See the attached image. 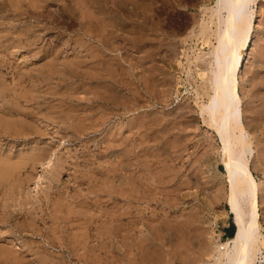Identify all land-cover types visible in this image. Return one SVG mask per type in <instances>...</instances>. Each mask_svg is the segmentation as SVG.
Masks as SVG:
<instances>
[{
  "label": "rangeland",
  "instance_id": "1",
  "mask_svg": "<svg viewBox=\"0 0 264 264\" xmlns=\"http://www.w3.org/2000/svg\"><path fill=\"white\" fill-rule=\"evenodd\" d=\"M90 1L0 0V161L9 159L0 163V264H213L215 244L236 230L222 143L200 114L211 91L214 1ZM91 3L109 7L92 39L80 31L96 22ZM263 19L254 20L239 92L244 122L259 126L251 168L264 241Z\"/></svg>",
  "mask_w": 264,
  "mask_h": 264
},
{
  "label": "bare ground",
  "instance_id": "2",
  "mask_svg": "<svg viewBox=\"0 0 264 264\" xmlns=\"http://www.w3.org/2000/svg\"><path fill=\"white\" fill-rule=\"evenodd\" d=\"M38 1V0H37ZM63 1V0H62ZM67 1V0H66ZM74 1V0H72ZM86 0H84L85 3ZM90 1V0H88ZM97 1V0H94ZM92 0V2H94ZM102 3H104L103 5H105V2H108V0L106 1H101L98 0ZM112 1V0H111ZM114 1V0H113ZM112 1V2H113ZM118 1V0H117ZM214 1V5L210 8V15H211V19L209 17V23L212 25L214 24L215 28H214V33L216 36V43L213 47V50L211 51V53L209 55H211V61H210V68H209V73H210V80L208 79L210 85V93L209 95L206 94V96H208V101L201 104V110H200V114L201 117L203 118L206 126L210 129V131L212 130L215 135L218 137V139L220 140V142L222 143V146H220L219 148L222 149V164L224 166V171L226 173V177L228 179V183H229V190L227 192V205L229 208V212L230 214L233 216V223L236 227L235 233L232 237H230L228 239L227 242H223V243H217L215 244L214 248H215V252H217L216 255H214L213 257L215 258V262L213 261V264H256L258 258H259V254L261 252L262 246L264 245V241L262 240V224L260 221V204H259V199H260V188H259V183L255 177V173H253L252 168H251V163H252V158H253V154H254V147H253V135L251 133V131L254 129L256 132L257 130H259V126L258 124L255 126V128H251L250 124H246L244 122V110L243 109V105H242V98L240 96V85L241 82H243L244 80V76L242 75L241 80L239 79V73L241 68L243 67V59L245 57V52L247 50V47L250 46V43L252 41V36H253V31H254V20L256 17H262L264 16V5H260V1L259 0H213ZM78 1H76L77 4ZM91 2V1H90ZM90 2L88 4V6H90ZM116 2V1H115ZM123 2V0H122ZM65 3V2H64ZM87 3V2H86ZM95 3V2H94ZM102 3L99 5L98 3L96 4H92L91 6H93V12L95 9V14H97V16L95 17L96 22L94 21H89L86 23V27H88L86 29V27H83V29H80V31L82 32L84 29V33L85 35L89 36L91 39V35L93 34V32H96V30L99 28L101 31L103 29L104 25V19H102V17H100L103 13V8L106 7H102ZM121 3V2H120ZM129 3V2H128ZM80 4V3H79ZM114 6V3H112ZM117 4V3H116ZM122 4V3H121ZM264 4V3H263ZM109 5V4H108ZM124 5V4H123ZM106 6V5H105ZM122 6V5H121ZM131 5H129L130 7ZM101 7V8H100ZM110 7V8H111ZM115 8H117V6H114ZM114 7H112V11L114 10ZM134 7V6H133ZM64 8L61 7V9ZM81 9V7H79ZM89 8V7H88ZM91 8V9H92ZM109 8V7H108ZM106 8V9H108ZM132 8V6H131ZM206 8V6L204 7ZM66 8H64L65 10ZM68 9V8H67ZM83 9V8H82ZM85 11V10H82ZM106 9L104 11H106ZM60 10V9H59ZM75 11L78 9H74ZM88 10V9H87ZM110 10V9H109ZM117 10V9H116ZM115 10V11H116ZM206 10V9H205ZM204 10V11H205ZM66 11V10H65ZM114 11V12H115ZM61 13V11H59ZM67 12V11H66ZM69 12V11H68ZM92 12V10H91ZM107 12V11H106ZM110 12V11H109ZM114 12H111V14H113ZM206 12V11H205ZM40 13V12H39ZM63 13V12H62ZM61 13V14H62ZM59 14V15H61ZM66 14V13H65ZM73 14V13H72ZM75 14V12H74ZM80 13H76V15H79ZM84 14V13H83ZM111 14H108L109 16ZM209 15V13H207ZM74 16V15H73ZM112 16V15H111ZM107 17V16H106ZM114 17V16H113ZM117 18V17H116ZM81 18H78V20ZM85 19V18H84ZM206 19V18H205ZM40 20V19H39ZM44 20V19H42ZM83 20V19H82ZM208 20V19H207ZM38 22V18L36 20ZM81 21V20H79ZM264 21V19H263ZM262 21V24L264 25V22ZM54 22V20H53ZM82 22V21H81ZM83 22L85 23V20H83ZM90 26H87L89 25ZM208 22H203V24L201 25L203 28V30L206 29L207 26H209ZM40 24H42V22H40ZM44 24V23H43ZM49 24V23H48ZM81 24V23H80ZM83 24V23H82ZM81 24V25H82ZM108 24V23H107ZM112 24V23H110ZM46 25V24H45ZM37 26V25H36ZM79 26V25H78ZM85 26V25H84ZM13 27V26H12ZM15 27V26H14ZM32 27V26H30ZM35 26H33L32 28L34 29ZM42 27V26H41ZM44 27V26H43ZM106 27H112L111 26H106ZM105 27V28H106ZM119 27V26H118ZM31 28V29H32ZM40 28V27H39ZM47 28V27H46ZM82 28V27H81ZM115 28V27H113ZM112 28V29H113ZM123 28V27H122ZM211 29V27H209ZM107 29V28H106ZM110 29V30H112ZM154 28L152 27V30ZM201 29V28H200ZM201 29V30H202ZM209 29V30H210ZM36 30V29H34ZM33 30V31H34ZM38 30V29H37ZM36 30V32H37ZM157 30V29H155ZM202 30V31H203ZM31 31V30H30ZM29 31V32H30ZM41 31V30H40ZM28 32V33H29ZM32 32V31H31ZM90 32V34H89ZM107 31L105 30V33ZM109 32V31H108ZM107 32V33H108ZM112 32H114L112 30ZM155 32V31H154ZM153 32V33H154ZM158 32V31H157ZM201 32V31H200ZM212 32V31H211ZM27 33V32H26ZM33 33V32H32ZM38 33V32H37ZM92 33V34H91ZM111 33V32H110ZM152 33V34H153ZM207 33V32H206ZM213 33V34H214ZM80 34V33H79ZM109 34V33H108ZM151 34V35H152ZM157 34V33H156ZM211 35V33H209ZM27 35V34H26ZM33 35V34H32ZM31 35V36H32ZM35 35V34H34ZM38 35V34H37ZM36 35V36H37ZM78 35V34H77ZM84 35V34H82ZM81 35V36H82ZM94 35V34H93ZM154 35V34H153ZM29 36V34H28ZM100 36V35H99ZM106 36V35H105ZM110 37L112 36L111 34L109 35ZM108 36V38H109ZM212 36V35H211ZM34 37V36H33ZM84 37V36H83ZM96 37V36H95ZM101 37V36H100ZM107 37V36H106ZM8 38V37H7ZM97 38V37H96ZM96 38L93 37L94 40H97ZM13 39V38H11ZM31 39V38H30ZM29 39V40H30ZM84 39V38H83ZM86 39V38H85ZM103 39V38H102ZM79 40V39H78ZM105 38L102 40L104 41ZM109 40V39H108ZM215 40V39H214ZM17 41V40H16ZM32 41V40H30ZM75 41V40H74ZM81 41V39L79 40ZM78 41V42H79ZM87 41V39H86ZM257 41V40H256ZM10 42V41H9ZM85 42V40H84ZM91 42V41H90ZM98 42V41H97ZM21 43V42H20ZM31 43V42H30ZM75 43V42H74ZM84 46L86 44H84L83 42H81ZM87 43V42H86ZM96 43V41H95ZM101 43V42H99ZM256 43V42H255ZM1 44H5L4 42ZM89 44V43H88ZM104 44V42H103ZM153 44V43H152ZM91 45H93V42L91 43ZM90 45V46H91ZM97 45V44H96ZM102 45V44H101ZM99 44V46H101ZM107 45V44H106ZM109 45V44H108ZM253 45H254V41H253ZM80 46V44H79ZM153 46V45H152ZM155 46V45H154ZM82 47V46H81ZM89 47V46H88ZM102 47V46H101ZM100 47V48H101ZM106 47V46H105ZM104 47V49H106ZM108 47V46H107ZM93 48L95 49V46L93 45ZM96 49L99 51V49ZM152 48V47H151ZM156 48V47H155ZM82 49V48H81ZM85 49V48H84ZM93 49V50H94ZM89 50L87 52L92 51V49H87ZM85 50V51H86ZM96 50V52H97ZM101 50V49H100ZM108 50V49H106ZM110 50V49H109ZM102 51V50H101ZM100 51V52H101ZM94 52V51H93ZM149 52V51H148ZM53 53V52H52ZM104 52H102L103 55ZM152 52L150 51V54ZM155 53V52H154ZM49 54V53H48ZM89 54H93L94 53H89ZM106 53H104L105 55ZM98 55V54H97ZM103 55V56H104ZM107 55V54H106ZM149 55V54H148ZM99 56V55H98ZM152 56V54L150 55ZM208 56V55H207ZM93 57V56H92ZM95 57V56H94ZM105 57V56H104ZM154 57V56H153ZM264 58V57H263ZM106 59V58H105ZM259 59V58H258ZM104 60V59H102ZM109 60V59H107ZM198 60V59H197ZM258 61V60H257ZM103 62V61H102ZM111 62V61H109ZM105 63V62H104ZM113 63V62H112ZM90 64V63H89ZM54 65V64H53ZM108 65V64H107ZM116 65V64H115ZM155 65V64H154ZM99 66V65H98ZM110 66V65H109ZM257 66V65H256ZM259 66V65H258ZM154 66H152L153 69ZM157 67V66H156ZM260 67V66H259ZM113 68V65H112ZM111 66H110V70H112ZM158 69V67H157ZM174 69V68H173ZM154 70L156 71V69L154 68ZM153 70V71H154ZM160 70H163L160 68ZM176 70V69H175ZM56 71V70H55ZM64 71V70H63ZM151 71V72H153ZM164 71V70H163ZM161 72V71H160ZM165 72V71H164ZM182 72V71H181ZM71 73V72H70ZM74 73V72H73ZM111 73V72H110ZM155 73V72H154ZM153 73V74H154ZM162 73V72H161ZM260 73V72H259ZM258 73V74H259ZM264 73V72H263ZM60 74V72H59ZM75 74V73H74ZM152 74V77H153ZM164 74V73H162ZM42 75V74H41ZM40 75V76H41ZM56 75V74H55ZM61 75V74H60ZM69 75V74H68ZM71 75V74H70ZM69 75V76H70ZM79 75V73H78ZM102 75V74H100ZM99 75V77H100ZM156 75V73H155ZM165 75V74H164ZM39 76V77H40ZM49 76V75H47ZM46 76V77H47ZM53 76V75H52ZM67 76V75H66ZM67 76V77H69ZM75 75H71L70 77H72ZM77 76V74H76ZM80 76V75H79ZM83 75H81L82 77ZM181 76V75H180ZM255 76V75H254ZM65 77V76H63ZM63 77L60 79H63ZM86 77V76H85ZM151 77V78H152ZM262 77V76H261ZM41 78V77H40ZM50 78V76H49ZM54 78V77H51ZM55 78H57L55 76ZM54 78V79H55ZM66 78V77H65ZM73 78V77H72ZM76 78V77H75ZM84 78V77H82ZM97 78V76H96ZM163 78V77H161ZM263 78V77H262ZM261 78V79H262ZM46 79V78H45ZM43 79V80H45ZM70 79V78H69ZM68 79V80H69ZM81 79V78H79ZM85 79V78H84ZM101 79V78H99ZM156 79V78H155ZM254 79V78H253ZM260 79V80H261ZM53 80V79H52ZM65 80V79H64ZM72 80V79H70ZM75 80V79H74ZM103 80V78H102ZM153 80V79H152ZM151 80V81H152ZM161 80V79H160ZM55 81V80H53ZM62 81V80H60ZM60 81H59V85H60ZM81 82V80H79ZM99 81V80H98ZM101 81V80H100ZM164 81V79H163ZM262 81V80H261ZM65 82V81H64ZM68 82V81H67ZM77 82V81H76ZM79 82V83H80ZM154 82V81H153ZM205 81H203L204 84ZM207 82V81H206ZM251 82V81H250ZM263 82V81H262ZM57 83V82H56ZM68 83L71 84V82L69 81ZM99 83V82H98ZM63 84V83H62ZM76 84V83H75ZM89 84V83H88ZM113 84H115L113 82ZM117 84V81H116ZM202 84V83H201ZM58 85V84H57ZM58 85V86H59ZM69 85V84H68ZM71 86V85H69ZM73 85V84H72ZM81 85H84L83 83ZM92 85V84H91ZM257 85V84H256ZM62 86V85H61ZM93 86V85H92ZM95 86V85H94ZM151 86V85H150ZM60 87V86H59ZM63 87H66L65 85ZM203 87V86H201ZM200 87V88H201ZM244 87V85H243ZM257 87V86H256ZM56 88V87H55ZM156 88V87H155ZM208 88V89H209ZM261 88V87H260ZM154 89V88H151ZM242 89V87H241ZM245 89V88H244ZM243 89V90H244ZM253 89V88H252ZM259 89V87L257 88ZM69 90V89H68ZM199 90V89H198ZM205 91V87L203 89ZM254 90V89H253ZM71 91V90H70ZM153 91V90H152ZM155 91V90H154ZM202 91V90H201ZM249 91V90H248ZM251 91V90H250ZM197 92V90L195 91ZM242 92V90H241ZM246 92V90H245ZM255 92V91H253ZM259 92V91H258ZM257 92V94H259ZM68 94V93H67ZM66 94V95H67ZM151 94V93H150ZM163 94V92H162ZM201 94V93H200ZM242 94V93H241ZM153 95V94H152ZM247 95V94H246ZM154 96V95H153ZM152 96V98H153ZM156 96V95H155ZM199 96V95H198ZM205 96V93L202 95ZM255 96V94H254ZM261 96V95H260ZM151 97V96H150ZM164 97V96H163ZM201 97V96H199ZM258 97V95H257ZM253 98V96H252ZM259 98V97H258ZM151 99V98H150ZM165 99V97H164ZM197 99V98H196ZM257 98H255L256 101ZM155 100V99H154ZM206 100V99H205ZM156 101V100H155ZM196 101V100H194ZM254 101V102H255ZM262 101V100H261ZM150 102V101H149ZM154 102V101H153ZM119 103V102H118ZM257 103V101H256ZM255 103V104H256ZM260 103V102H259ZM262 103V102H261ZM260 103V104H261ZM156 104V103H155ZM160 104V103H159ZM254 104V103H253ZM259 104V105H260ZM263 104V103H262ZM118 105V104H117ZM120 105V104H119ZM153 105V104H152ZM151 105V107H152ZM157 105V104H156ZM258 105V103H257ZM194 106V105H193ZM263 106V105H261ZM196 107V106H195ZM254 107V105H253ZM252 107V108H253ZM185 108V106H184ZM257 108V107H256ZM260 108V107H259ZM182 109V107H181ZM187 109V108H186ZM156 110V109H155ZM189 110V109H188ZM258 110V109H256ZM264 110V109H263ZM152 111V110H151ZM157 111V110H156ZM155 112V111H154ZM154 112H152L154 114ZM183 112V111H182ZM182 112H180L182 114ZM196 112V111H195ZM162 113V112H161ZM185 113V112H184ZM188 113V112H187ZM185 113V115L187 114ZM194 114V112H192ZM191 113V114H192ZM263 113V111H262ZM178 114V112H177ZM190 114V115H191ZM192 114V115H193ZM180 115V114H179ZM177 115V116H179ZM189 115V113H188ZM191 115V116H192ZM261 115V114H260ZM259 115V117H260ZM155 116V115H154ZM175 116V117H177ZM256 116V115H254ZM151 117V116H150ZM188 117V116H187ZM185 117V118H187ZM190 117V116H189ZM258 117V116H257ZM262 117V116H261ZM155 118V117H154ZM160 118V117H158ZM179 118V117H178ZM192 118V117H190ZM195 118V117H193ZM197 118V117H196ZM153 119V118H152ZM156 119V118H155ZM165 119V118H163ZM175 119V118H174ZM173 119V120H174ZM182 120V118H179ZM200 119V118H199ZM162 120V119H161ZM202 120V121H203ZM253 120V119H252ZM3 122V120H1ZM164 121V120H162ZM170 121V120H169ZM180 121V120H179ZM191 121V120H190ZM1 122V124H2ZM8 123H10L11 121H7ZM152 122V121H151ZM157 122V121H155ZM160 120L158 119V124H159ZM166 122V121H165ZM168 122V121H167ZM173 122V121H172ZM193 122V121H192ZM197 122V121H196ZM203 122V123H204ZM260 122V121H259ZM8 123H6L8 125ZM13 122H11L10 124H12ZM66 123V122H65ZM171 123V122H170ZM186 123V122H185ZM262 123V122H261ZM0 124V126H1ZM5 122L3 123L4 126ZM15 126L18 123H14ZM161 124V122H160ZM159 124V125H160ZM166 124V123H165ZM169 124V123H168ZM172 124V123H171ZM181 124V123H178ZM21 125V124H20ZM151 125V124H149ZM157 125V126H159ZM164 125V124H163ZM264 122L262 124V128H263ZM10 126V125H8ZM67 126V125H66ZM64 126V128L60 127L59 132L63 133V134H69L71 133V131H69V129H67V127ZM81 126V125H80ZM79 126V127H80ZM165 126V125H164ZM163 126V127H164ZM167 126V125H166ZM169 126V125H168ZM175 126V125H174ZM173 126V127H174ZM197 126V125H196ZM6 127V126H4ZM13 127V126H12ZM19 128V125L16 126ZM69 127V125H68ZM161 127V125H160ZM158 127V128H160ZM177 123H176V127L177 128ZM192 127V126H191ZM190 127V128H191ZM195 127V126H194ZM17 128V129H18ZM24 128V127H23ZM22 128V130H24ZM82 128V127H81ZM84 128V127H83ZM153 128V127H152ZM171 127H169L168 129H170ZM251 128V129H250ZM8 129V128H7ZM16 129V128H14ZM16 129V130H17ZM162 129V128H160ZM167 129V127H166ZM80 130V128H79ZM152 130V129H151ZM180 130V129H178ZM183 130V129H182ZM181 130V132H182ZM82 131V130H81ZM150 131V130H149ZM164 131V130H163ZM167 131V130H166ZM165 131V135L166 132ZM58 132V133H59ZM169 132V131H168ZM177 132V131H176ZM57 133V134H58ZM60 133V134H61ZM151 133V132H149ZM171 133V131L169 132ZM173 133V132H172ZM255 133V132H254ZM262 133V132H261ZM62 134V135H63ZM153 135V132L151 133ZM157 134V132H156ZM155 134V135H156ZM168 134V133H167ZM264 136V132L262 133ZM261 134V135H262ZM59 135V134H58ZM61 135V136H62ZM161 135V134H160ZM173 135V134H172ZM214 135V137H215ZM68 136V135H67ZM151 136V135H150ZM164 136V135H163ZM169 136V135H168ZM66 137V136H65ZM162 137V136H161ZM213 137V138H214ZM64 138V137H63ZM151 139V137H149ZM153 138V137H152ZM160 138V137H159ZM216 138V137H215ZM156 139V138H154ZM152 139V141L154 140ZM166 139V138H164ZM159 140V139H158ZM217 140V139H216ZM151 141V142H152ZM157 141V140H155ZM160 141V140H159ZM157 141V142H159ZM163 141V140H162ZM214 141V140H213ZM218 141V140H217ZM215 142V141H214ZM215 144V143H214ZM156 147V145H155ZM162 147V146H161ZM160 147V148H161ZM261 147V146H260ZM214 148V147H213ZM259 148V147H258ZM256 148V149H258ZM157 149V148H156ZM162 151L164 150L163 147L161 148ZM263 149V148H261ZM215 150V149H213ZM260 151V149H258ZM161 151V150H160ZM170 151V150H169ZM208 151V150H207ZM218 151V150H217ZM258 151V152H259ZM164 152H167L166 150H164ZM206 152V151H205ZM262 152V150H261ZM261 152L259 154H261ZM215 153V152H214ZM263 155V154H262ZM255 156V155H254ZM258 156V155H257ZM258 158V157H257ZM264 158V157H262ZM2 159V158H1ZM255 159V158H254ZM261 159V158H260ZM4 160V159H3ZM7 160V159H5ZM4 160V161H5ZM9 160V159H8ZM7 160V161H8ZM258 160V159H257ZM3 161V162H4ZM6 161V162H7ZM11 161V160H10ZM9 161V163H10ZM262 162L264 161L263 159L261 160ZM2 161H0V163H3ZM8 162L5 163L4 165L6 167L2 168H8L7 164H9ZM12 163V162H11ZM15 163V162H14ZM17 163V162H16ZM211 163V162H210ZM221 163V162H220ZM264 163V162H263ZM13 164V163H12ZM19 164V163H17ZM49 164V163H48ZM206 164V163H205ZM209 164V162H208ZM10 165V164H9ZM8 165V166H9ZM16 165V164H15ZM11 166V165H10ZM17 166V165H16ZM204 166V165H203ZM216 166V165H215ZM222 166V165H221ZM217 167V166H216ZM257 167V166H256ZM10 168V167H9ZM8 169H4V171L9 170ZM14 168V167H13ZM11 167V172H13V169ZM17 170V168H15ZM2 170V169H1ZM3 171V172H4ZM15 171V170H14ZM257 171V170H256ZM2 172V171H1ZM11 172H4L6 173L8 176L5 177L6 179L9 177V174H11ZM264 172V171H263ZM3 173V174H4ZM0 173V177H1ZM4 174L3 180H4V176L6 175ZM16 174V173H15ZM46 174V173H45ZM13 175V174H12ZM11 175V177H12ZM44 179H45V175ZM10 177V179H12ZM42 177V176H41ZM40 177V178H41ZM43 179V178H42ZM192 179V178H191ZM190 179V180H191ZM1 180V179H0ZM8 180V179H7ZM14 180V179H13ZM196 181V180H193ZM11 182V181H10ZM37 182V181H36ZM40 182V180H39ZM38 183V182H37ZM262 183V182H261ZM264 183V182H263ZM196 184V183H195ZM202 184V183H201ZM38 185V184H37ZM40 185V183H39ZM176 185V184H175ZM204 185V184H203ZM264 185V184H262ZM202 186V185H201ZM9 187V185H8ZM37 187V186H36ZM188 187V186H187ZM180 189V187H179ZM225 189V187L223 188ZM263 190V188H262ZM225 192V191H224ZM221 193V192H220ZM216 196V195H215ZM219 196V195H218ZM221 196V194H220ZM214 197V196H213ZM226 197V196H225ZM100 198V197H99ZM220 199H222L220 197ZM219 199V201H220ZM223 200V199H222ZM118 220V219H117ZM140 227V226H139ZM142 227V226H141ZM142 229V228H140ZM141 231V230H140ZM15 237V235H13ZM13 240V239H12ZM168 240V239H166ZM170 240V239H169ZM174 242V241H173ZM149 244V243H148ZM171 244V243H170ZM203 253V252H202ZM201 253V254H202ZM206 255V254H205ZM210 255V254H209ZM203 256V255H202ZM208 256V255H207ZM200 257V255H199ZM201 258V257H200ZM202 259V258H201ZM200 259V260H201ZM211 259V258H210ZM209 260V259H208ZM210 261V260H209ZM165 262V261H164ZM201 262H203L201 260ZM163 263V262H162ZM212 264V263H211Z\"/></svg>",
  "mask_w": 264,
  "mask_h": 264
},
{
  "label": "trees",
  "instance_id": "3",
  "mask_svg": "<svg viewBox=\"0 0 264 264\" xmlns=\"http://www.w3.org/2000/svg\"><path fill=\"white\" fill-rule=\"evenodd\" d=\"M234 235V233H231V236H233Z\"/></svg>",
  "mask_w": 264,
  "mask_h": 264
}]
</instances>
